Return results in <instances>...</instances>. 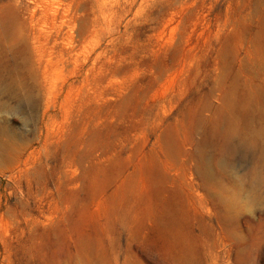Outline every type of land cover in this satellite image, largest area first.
<instances>
[{"label":"rangeland","instance_id":"obj_1","mask_svg":"<svg viewBox=\"0 0 264 264\" xmlns=\"http://www.w3.org/2000/svg\"><path fill=\"white\" fill-rule=\"evenodd\" d=\"M0 264H264V0H0Z\"/></svg>","mask_w":264,"mask_h":264}]
</instances>
